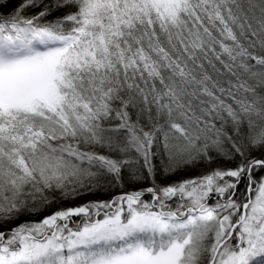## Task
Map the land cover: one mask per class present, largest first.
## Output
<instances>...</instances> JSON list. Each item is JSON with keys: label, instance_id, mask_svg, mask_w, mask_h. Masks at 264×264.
<instances>
[{"label": "snow or ice", "instance_id": "snow-or-ice-1", "mask_svg": "<svg viewBox=\"0 0 264 264\" xmlns=\"http://www.w3.org/2000/svg\"><path fill=\"white\" fill-rule=\"evenodd\" d=\"M12 2L0 264H264V0ZM125 173L152 182L10 227Z\"/></svg>", "mask_w": 264, "mask_h": 264}, {"label": "trees", "instance_id": "trees-1", "mask_svg": "<svg viewBox=\"0 0 264 264\" xmlns=\"http://www.w3.org/2000/svg\"><path fill=\"white\" fill-rule=\"evenodd\" d=\"M19 2V0H13L11 4L8 5V9H13L16 7V4ZM33 11H38V9H35ZM63 15V12H54L53 16H61ZM51 19V17H49ZM107 154V151L105 150V153ZM253 156L260 157L264 155V152L261 151H253ZM159 163V161H158ZM217 166H223V167H234L235 164H228L223 160H216L213 163L209 164L208 162H205L203 164H200L196 166L195 168L191 169H181L179 170L175 175L170 176L168 179H165L163 175H158L156 179H159L161 182H167V181H174V180H181L193 176L200 175L203 172L208 171L210 168H215ZM151 180L145 181L143 177L140 178L139 182H134L131 177L127 173L124 174L121 181L119 183L113 182L111 185L108 183L102 182V187L95 188L91 193L84 194L80 197H77L75 199H61L59 197V194L57 193L54 197L55 202L50 205H40L38 208V211L35 213H25L22 214L19 219L13 222L11 226H15V224H19L25 221H35L42 219L44 216L50 215L52 212L56 211L58 208H68L70 206H73L75 204H80L86 199H92V198H100V199H108L113 196L119 195L121 192L129 191L128 189H139L141 187L147 186L151 183ZM243 186H241L240 191H243ZM148 197L146 196L145 199Z\"/></svg>", "mask_w": 264, "mask_h": 264}, {"label": "rangeland", "instance_id": "rangeland-1", "mask_svg": "<svg viewBox=\"0 0 264 264\" xmlns=\"http://www.w3.org/2000/svg\"><path fill=\"white\" fill-rule=\"evenodd\" d=\"M155 182H156V183H159V184H165V183H170V182H172V181L161 182L159 179H156ZM150 184H151V183H150ZM150 184L147 185V186H150ZM147 186H144V187H147ZM141 188H142V187H141ZM128 190H132V189L129 188ZM113 197H114V196H113ZM111 198H112V197H111ZM111 198H108V199H111ZM108 199H100V198L86 199V200H84V201H83L82 203H80V204H84V203H87V202H89V201L108 200ZM80 204H75V205L70 206V207H74V206H77V205H80ZM57 210H59V208H58Z\"/></svg>", "mask_w": 264, "mask_h": 264}]
</instances>
